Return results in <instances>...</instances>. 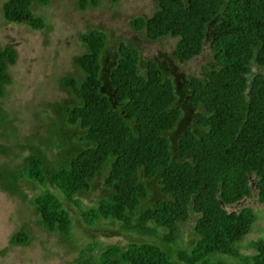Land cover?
I'll list each match as a JSON object with an SVG mask.
<instances>
[{
	"label": "trees",
	"instance_id": "obj_1",
	"mask_svg": "<svg viewBox=\"0 0 264 264\" xmlns=\"http://www.w3.org/2000/svg\"><path fill=\"white\" fill-rule=\"evenodd\" d=\"M100 1L78 0L77 5L84 10ZM48 2L8 0L4 18L42 28L44 19L33 13L32 5ZM130 25L153 41L176 39L172 54L181 63L202 53L208 42L214 62L204 67L203 77L188 76L187 98L179 100L172 78L157 62L148 61L142 71L137 47L120 42L116 64L108 70L102 61L106 32L81 33L87 52L74 61L82 78L60 79L75 102L59 106L62 117L54 124L73 129L78 150H71L62 163L32 152L23 168L5 176L2 187L12 193L14 187L20 189L19 179L39 184L49 180L64 199L79 205L74 195L88 191L91 181L105 173L103 186L113 193L82 210L75 221L65 200L50 190L29 200L43 229L60 233L68 242L80 219L83 226L103 219L151 235L164 229L163 241L175 246L178 223L187 220L190 210L198 215L197 240L190 249L177 250L181 263L173 261L170 248L134 242L126 248L107 245L98 263L82 252L76 264H227L219 255L264 264V239L253 242L254 253L239 249L253 211L227 207L251 196V179L258 202L264 203V74L248 77L253 61L264 67V0H158L151 16H137ZM16 61V49L0 45V95L12 82L9 67ZM3 112L0 105V121ZM176 129L180 134L172 142L168 133ZM54 143L69 151L65 140ZM151 182L162 195L152 202L147 187ZM30 241L25 226L11 237L12 243L23 246ZM95 243L88 250L97 247Z\"/></svg>",
	"mask_w": 264,
	"mask_h": 264
},
{
	"label": "rangeland",
	"instance_id": "obj_2",
	"mask_svg": "<svg viewBox=\"0 0 264 264\" xmlns=\"http://www.w3.org/2000/svg\"><path fill=\"white\" fill-rule=\"evenodd\" d=\"M7 1L0 0V45L13 46L17 51V61L9 67L12 82L5 86L4 94L0 95V105L4 111L0 121V173L4 176L0 178V264H76L82 252L84 257L97 262L102 248L107 245L118 244L126 248L134 242H151L163 250L170 248L173 261L181 263L177 250L190 249L198 238L194 230L198 215L192 210L187 220L178 223V243L175 246L163 241L164 229L158 228V232L151 235L127 230L118 222L103 219L89 226H83L80 219L69 233L70 243L60 233L43 229L37 222L34 205L29 202L34 195L46 190L64 199L63 193L53 183L46 180L44 184H39L37 181L19 179L16 185L20 189L14 187L12 193L3 188L2 183L9 172L26 165L25 157L32 152L39 151L52 163H62L71 150H78L80 143L74 140L78 135L73 129L55 127L54 124L60 122L62 117L63 107L59 106L75 102L71 91L60 84V79L66 75L82 78L74 61L77 56L87 52V47L79 38L81 33L90 30L106 32L108 39L102 61L107 64L108 70L116 64L120 42L137 47L142 71H145L148 61L157 62L164 74L172 78L179 100L181 96L187 98L188 76L203 77L204 67L214 62L208 42L202 53L181 63L172 54L176 39L167 36L153 41L144 30L132 28L130 21L137 16H151L158 0H119L113 4L101 0L98 6L90 5L84 10L78 7V0H49L46 5L36 3L32 5V11L44 19L42 28L7 21L3 11ZM258 73L264 74V67L253 61L249 79ZM188 122L193 123L191 117ZM180 130L168 133L172 142L176 141ZM57 138L68 143V152L56 146L54 139ZM104 177L105 173H100L91 181L88 191L83 190L74 195L79 205L64 199L73 221L80 218L82 210L97 205L101 198L111 196L113 190L103 186ZM156 185L151 182L147 186L151 202L162 197ZM251 186L250 197L227 206L229 210L236 211L248 207L254 214L249 232L239 243L242 254L254 253L253 242L264 239V203L258 202L252 179ZM22 226L31 234L28 246L11 242L12 235ZM94 241H98V244L95 243L97 247L88 250L87 247H91ZM217 257L227 264H243L231 256Z\"/></svg>",
	"mask_w": 264,
	"mask_h": 264
}]
</instances>
